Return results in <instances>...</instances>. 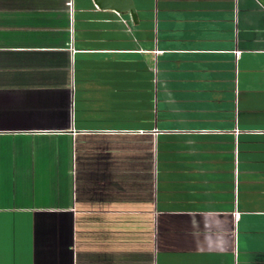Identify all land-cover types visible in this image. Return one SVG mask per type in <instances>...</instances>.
<instances>
[{"label": "crops", "instance_id": "0c3cea01", "mask_svg": "<svg viewBox=\"0 0 264 264\" xmlns=\"http://www.w3.org/2000/svg\"><path fill=\"white\" fill-rule=\"evenodd\" d=\"M132 1L0 0V264H264V0Z\"/></svg>", "mask_w": 264, "mask_h": 264}, {"label": "water", "instance_id": "95a60500", "mask_svg": "<svg viewBox=\"0 0 264 264\" xmlns=\"http://www.w3.org/2000/svg\"><path fill=\"white\" fill-rule=\"evenodd\" d=\"M95 5L99 8H112L120 13H127L131 15L134 22H137L136 10L132 0H93Z\"/></svg>", "mask_w": 264, "mask_h": 264}, {"label": "built area", "instance_id": "2783aa9c", "mask_svg": "<svg viewBox=\"0 0 264 264\" xmlns=\"http://www.w3.org/2000/svg\"><path fill=\"white\" fill-rule=\"evenodd\" d=\"M238 53V52H237Z\"/></svg>", "mask_w": 264, "mask_h": 264}]
</instances>
